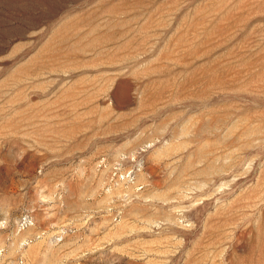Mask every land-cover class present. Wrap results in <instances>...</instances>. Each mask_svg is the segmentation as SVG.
Segmentation results:
<instances>
[{
	"label": "rangeland",
	"instance_id": "rangeland-1",
	"mask_svg": "<svg viewBox=\"0 0 264 264\" xmlns=\"http://www.w3.org/2000/svg\"><path fill=\"white\" fill-rule=\"evenodd\" d=\"M0 264H264V0H0Z\"/></svg>",
	"mask_w": 264,
	"mask_h": 264
}]
</instances>
